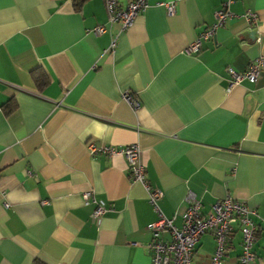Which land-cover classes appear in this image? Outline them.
I'll list each match as a JSON object with an SVG mask.
<instances>
[{"label": "crops", "instance_id": "obj_1", "mask_svg": "<svg viewBox=\"0 0 264 264\" xmlns=\"http://www.w3.org/2000/svg\"><path fill=\"white\" fill-rule=\"evenodd\" d=\"M223 1L149 0L121 30L104 0L79 9L74 0H0V264L152 263L148 227L159 216L146 187L124 155H92L90 142L138 143L147 182L163 189L160 208L178 213V226L190 193L203 213L227 194L244 202L258 227L252 264H264V67L258 81L232 88L228 72L264 55V0H236L227 23L187 50ZM98 25L107 31L93 33ZM88 190L113 208L100 224ZM215 250L214 234H203L192 264H213ZM241 253L236 224L223 264H239Z\"/></svg>", "mask_w": 264, "mask_h": 264}, {"label": "built area", "instance_id": "obj_2", "mask_svg": "<svg viewBox=\"0 0 264 264\" xmlns=\"http://www.w3.org/2000/svg\"><path fill=\"white\" fill-rule=\"evenodd\" d=\"M109 15V22L114 25L119 23L121 30L127 29L135 21L136 17L149 6V0H131L126 6H122L118 0H104ZM236 0H224L220 9L215 13L216 23L202 37L195 38L187 47L190 52H198L202 46V39L215 33L216 29L224 26L233 16L231 5ZM168 13L172 15L176 11L175 3L167 4ZM243 17L247 23H259L257 12L247 10ZM107 31L104 25L96 26L92 32L102 34ZM115 40L112 46L115 44ZM264 67V55H260L250 63L246 71L240 73L229 68L230 88L239 85L243 80L256 82L261 77ZM124 99L134 108L141 107V101L132 91H125ZM88 151L92 154L104 153L109 157L124 155L127 159L131 177L135 182L142 183L148 192V201L158 213L159 218L149 225L153 233V240L149 243L151 252V264H192L195 246L200 237L208 232L214 234L216 250L212 257L213 264H223L227 243L230 235L239 225L242 233V253L239 264H252L256 258L254 245L257 240L258 227L252 219L255 211L251 210L244 202L236 200L231 194L215 203L211 210L203 213L202 202L194 193L188 196L189 207L181 214L182 225H176L178 213L173 217L166 216L160 208L159 201L164 196L163 189L152 187L146 179V167L142 161V149L138 143L114 147L112 145H99L95 142L88 144ZM83 200L86 204H94L91 214L92 221L100 224L103 216L112 211V206L98 199L93 190L85 191Z\"/></svg>", "mask_w": 264, "mask_h": 264}, {"label": "trees", "instance_id": "obj_3", "mask_svg": "<svg viewBox=\"0 0 264 264\" xmlns=\"http://www.w3.org/2000/svg\"><path fill=\"white\" fill-rule=\"evenodd\" d=\"M85 1L87 0H74V5L77 9H79Z\"/></svg>", "mask_w": 264, "mask_h": 264}]
</instances>
